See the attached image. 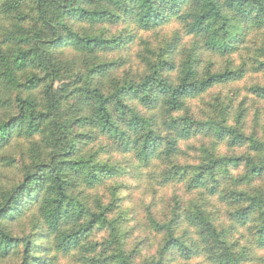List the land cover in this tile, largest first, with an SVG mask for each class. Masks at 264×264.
<instances>
[{
	"label": "trees",
	"instance_id": "16d2710c",
	"mask_svg": "<svg viewBox=\"0 0 264 264\" xmlns=\"http://www.w3.org/2000/svg\"><path fill=\"white\" fill-rule=\"evenodd\" d=\"M264 0H0V264H264Z\"/></svg>",
	"mask_w": 264,
	"mask_h": 264
},
{
	"label": "rangeland",
	"instance_id": "374dc122",
	"mask_svg": "<svg viewBox=\"0 0 264 264\" xmlns=\"http://www.w3.org/2000/svg\"><path fill=\"white\" fill-rule=\"evenodd\" d=\"M264 253V252H263Z\"/></svg>",
	"mask_w": 264,
	"mask_h": 264
}]
</instances>
